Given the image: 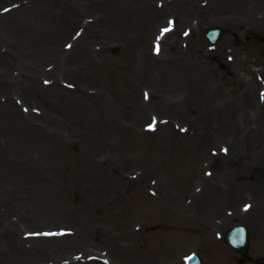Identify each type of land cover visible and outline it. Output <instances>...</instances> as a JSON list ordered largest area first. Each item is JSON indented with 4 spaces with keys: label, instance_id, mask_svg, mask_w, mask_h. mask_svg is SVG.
<instances>
[{
    "label": "rangeland",
    "instance_id": "obj_1",
    "mask_svg": "<svg viewBox=\"0 0 264 264\" xmlns=\"http://www.w3.org/2000/svg\"><path fill=\"white\" fill-rule=\"evenodd\" d=\"M200 1L206 18L178 16L172 0L151 2L158 33L145 36L137 15L148 13H125L124 0H0V264L117 263L109 246L121 235L137 233L123 241L140 255L158 231L189 242L171 258L139 259L145 264H186L191 255L202 264H264V33L232 2ZM210 27L225 30L216 46L204 38ZM172 31L176 48L164 46L162 32ZM193 80L236 104L237 133L204 112ZM192 167L198 179L222 182L215 249L197 236L212 229L197 216L189 227L143 218L136 183L148 173L153 196L181 201V172ZM239 224L249 229L245 255L219 238ZM38 239L61 244L35 246Z\"/></svg>",
    "mask_w": 264,
    "mask_h": 264
},
{
    "label": "bare ground",
    "instance_id": "obj_2",
    "mask_svg": "<svg viewBox=\"0 0 264 264\" xmlns=\"http://www.w3.org/2000/svg\"><path fill=\"white\" fill-rule=\"evenodd\" d=\"M153 1L157 0H138V2L135 0H124L123 3V9L125 13H135L140 7L142 11L148 13V16H145L144 14L137 15L139 16L138 20H143V25L146 30L145 36L158 33V31H155L156 29L152 31L153 27L152 23L150 22V17H156L159 13L158 5L156 6L155 3H151ZM115 2L116 6H118L119 0H115ZM202 2L203 1L200 0H172V2L167 5V7L175 6V12L178 14V16L184 17V19L185 16H189L192 14L200 15L201 12L206 13L204 15L202 14V18H206L209 14H211V10L204 9ZM228 2H232L235 6H237V10L241 13V15L251 19V27L260 26L262 28V33H264V15L258 17V12L260 11V9L264 8V0H228ZM155 6L156 8H154ZM213 15L215 14L213 13ZM184 19L182 20V22L184 21ZM124 22L126 27L134 26V24H132L133 21L127 20V18L124 19ZM162 34L165 38L164 46L168 45L171 48H176L178 46L179 42L178 37L175 35V31L169 33L162 32ZM139 38H142V36L140 35ZM244 57V61L247 64L251 63L253 60V56L251 54L248 56L244 55ZM195 82H199L197 83L196 87L199 88V97L201 100H203L202 102H204V105L202 106L204 108V112H206L207 114H209L210 111H215L219 113L222 116L220 118L224 121L225 126L228 129H231L234 133H237L238 129L236 117L240 115V109L236 107V104L227 100L225 98V95L214 93V90L206 88V83L204 81ZM209 85L208 87L211 88V85ZM239 85L241 87L242 81L239 83ZM243 97L245 101H248L250 103L254 101V94L250 93L249 91H246V89L244 91ZM193 101L197 104L196 99H194ZM202 102H199V104L202 105ZM250 135H253V133L251 132ZM250 135L248 134L246 138L248 139ZM192 169H189L185 172H181L182 176L186 178V180L182 181L181 185L182 189L185 192L181 201H172V199L161 200V198H156L149 192V183H147L148 181L145 180L146 177H148V173L144 176L142 175L143 182L139 181L136 184L138 187H141L143 185V188H141L139 193L138 191L136 193H138V196L140 195L143 200V218L145 222L161 220L166 221L168 223H175L176 225L181 227H189L192 226L193 219L197 216L198 219H200L203 223L212 228L211 231H203V234H197V236L203 238L204 241L208 243L210 247L215 249L219 246V243L216 239V228L219 227V220H217L216 218H220L221 216H223V210L221 208V201L224 194L222 182L220 181V179L214 176H210L205 179H198L196 175L198 170H196L195 167H192ZM194 209L196 210V214H193ZM206 209H208L210 213L212 212L214 215L206 217L207 214L204 212V210ZM114 210L116 213L118 212V209ZM251 212L252 211L247 213V216L244 218L245 222H249L250 217L252 215ZM43 213H49L48 215H54L56 212L53 210L49 212L47 210L43 211ZM251 228L255 238H257L256 231L254 229L256 228V226H253V223H251ZM79 230L80 229H75V232H79ZM173 233V235H164L159 231L151 233L149 236L151 244L146 249L143 248V250L139 253L140 255H132V253H128V247L125 245L126 242L123 241L124 238H127L129 236L132 237L134 234L136 235L137 233L132 232L131 234L121 235L120 239H118L114 244L109 246L111 254L113 256L115 255L118 261L117 263L112 264H145L144 261H140L139 259H146V256L150 254H161L164 258H171L173 255H175L176 251L179 248L189 242L190 237L189 235L183 233ZM167 236L168 242H163L162 239H165ZM50 243L51 246L61 244L57 243L54 240L47 241L46 239H38L37 242L34 243V245L48 246ZM62 243H64L65 245L67 244L66 242ZM109 244H111V242ZM261 245L264 246V243H261ZM59 248L60 247H58L57 249ZM31 253H35V255H38L44 254L45 251L40 249L36 253V250L33 248ZM143 256L145 258H142ZM89 261L91 262V264H105L103 259L99 256H91L89 258Z\"/></svg>",
    "mask_w": 264,
    "mask_h": 264
},
{
    "label": "water",
    "instance_id": "obj_3",
    "mask_svg": "<svg viewBox=\"0 0 264 264\" xmlns=\"http://www.w3.org/2000/svg\"><path fill=\"white\" fill-rule=\"evenodd\" d=\"M225 35V31L221 28H208L204 32L206 40L211 45H216ZM262 174L260 172L254 173V179L260 180ZM221 237L236 251L245 252L248 249V232L244 226H239L231 231L224 232ZM189 264H201L199 258H192Z\"/></svg>",
    "mask_w": 264,
    "mask_h": 264
},
{
    "label": "snow or ice",
    "instance_id": "obj_4",
    "mask_svg": "<svg viewBox=\"0 0 264 264\" xmlns=\"http://www.w3.org/2000/svg\"><path fill=\"white\" fill-rule=\"evenodd\" d=\"M165 31H167V29H165Z\"/></svg>",
    "mask_w": 264,
    "mask_h": 264
}]
</instances>
